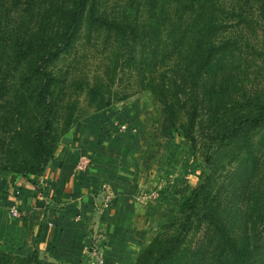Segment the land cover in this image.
I'll return each mask as SVG.
<instances>
[{
  "label": "trees",
  "instance_id": "16d2710c",
  "mask_svg": "<svg viewBox=\"0 0 264 264\" xmlns=\"http://www.w3.org/2000/svg\"><path fill=\"white\" fill-rule=\"evenodd\" d=\"M0 6L31 19L0 30V177L41 178L61 139L128 99L134 82L161 106L162 135L202 145L208 168L134 264H264V0ZM258 30L263 45L253 42ZM93 49L103 65L90 77L78 62ZM250 68L258 86H248ZM0 264L58 263L0 251Z\"/></svg>",
  "mask_w": 264,
  "mask_h": 264
},
{
  "label": "crops",
  "instance_id": "0c3cea01",
  "mask_svg": "<svg viewBox=\"0 0 264 264\" xmlns=\"http://www.w3.org/2000/svg\"><path fill=\"white\" fill-rule=\"evenodd\" d=\"M130 109L109 108L80 121L61 139L40 180L32 177L31 183L13 173L0 177V251L93 264L102 232L104 262L134 264L141 245L137 224L153 213L161 220L166 211L157 210L161 205L140 209L144 204L135 199L143 185L136 168L145 116ZM79 153L91 157L84 173L74 168ZM12 210L22 217H12Z\"/></svg>",
  "mask_w": 264,
  "mask_h": 264
},
{
  "label": "rangeland",
  "instance_id": "374dc122",
  "mask_svg": "<svg viewBox=\"0 0 264 264\" xmlns=\"http://www.w3.org/2000/svg\"><path fill=\"white\" fill-rule=\"evenodd\" d=\"M114 4L117 3H112L111 6L114 7ZM23 11L10 15L5 7L0 6V30L8 33V30L14 29L15 26L24 29L31 19L26 17ZM257 25H255V28ZM252 39L254 43L263 45V33L261 30H258V36L253 35ZM81 54L79 58H81ZM87 55L89 58H87L86 62L82 59L81 62H78L79 65L84 66L86 72L91 71L90 77L102 73L103 63L100 60V53L93 49ZM254 72L255 70L250 68L252 75L251 81L247 82L249 87L258 86L260 83L258 78L254 79ZM125 84L126 81H123L121 87H124ZM133 84V89H129L130 97L122 102L115 103L111 109L117 111L131 108L130 110L137 111L138 115L145 116L144 122L140 123L142 126L141 134L143 133V135L140 136L142 141L141 153L136 168L141 175L143 185H141L140 192L135 199L141 202L140 205L144 204L139 206L140 209L142 206L156 205L159 207L161 205L162 207L157 210L162 211L164 208V211H166L165 217L161 220L156 218L153 213L150 220L148 218L145 219L144 216V219L137 224L139 232L137 236L139 237V242H141L139 253L161 231L163 226L177 215L186 198L202 183L208 168L204 159L206 151L202 145L198 144L194 147L179 131L174 132L171 137L162 135L159 124L161 106L154 101L149 92L142 91L138 84L134 82ZM132 130L134 131L135 129L133 128ZM234 167L236 168L237 164H234ZM233 170L234 168L231 167L228 172ZM229 174L227 171H222L221 185L227 186ZM152 191L157 192V199L150 202H144L139 199L142 193H150ZM142 211L145 213L146 209ZM101 233L99 232L98 235H101ZM98 235L96 238H98ZM100 239L103 240V237H100ZM259 239L261 240L260 243L264 241V232ZM96 243L99 244L100 242L97 240Z\"/></svg>",
  "mask_w": 264,
  "mask_h": 264
},
{
  "label": "built area",
  "instance_id": "2783aa9c",
  "mask_svg": "<svg viewBox=\"0 0 264 264\" xmlns=\"http://www.w3.org/2000/svg\"><path fill=\"white\" fill-rule=\"evenodd\" d=\"M91 157L85 153H79L78 158L75 162V171L77 173H84L86 172L90 166H91ZM40 188V187H39ZM158 198L157 192H150V193H142L139 197L141 201L144 202H150L152 200H155ZM45 206H49V203H45ZM11 216L14 218H21L22 215L17 210L11 211ZM100 237H103V234L99 235ZM104 237L103 240H99V244H95L93 248V252L95 254L96 260L93 262V264H105L102 255L100 254L101 245L104 244Z\"/></svg>",
  "mask_w": 264,
  "mask_h": 264
},
{
  "label": "water",
  "instance_id": "95a60500",
  "mask_svg": "<svg viewBox=\"0 0 264 264\" xmlns=\"http://www.w3.org/2000/svg\"><path fill=\"white\" fill-rule=\"evenodd\" d=\"M99 200H102V196L99 197Z\"/></svg>",
  "mask_w": 264,
  "mask_h": 264
}]
</instances>
